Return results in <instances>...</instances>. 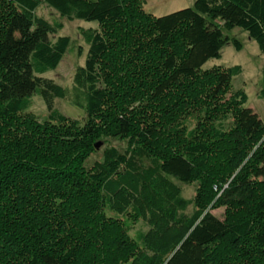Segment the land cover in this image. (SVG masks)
Listing matches in <instances>:
<instances>
[{"label": "trees", "instance_id": "obj_1", "mask_svg": "<svg viewBox=\"0 0 264 264\" xmlns=\"http://www.w3.org/2000/svg\"><path fill=\"white\" fill-rule=\"evenodd\" d=\"M42 4L69 20L98 23L97 27H79L88 49L84 65L74 75V100L81 104L79 98L84 95L86 121L71 119L57 109L45 118L26 111L38 91L37 75L55 69L70 43L67 35L49 37L48 25L33 14ZM125 6L122 0H0V264H75L84 249L91 252L84 264H108L100 253L113 249L123 253L135 246L122 233L108 244L90 237L91 230L89 237L85 233L86 226L93 228L97 223L93 211L99 204V184L128 164V155L114 146L105 149L102 160L88 161L97 149L98 118L107 120L105 101L113 96L107 87L96 86L106 82L102 59L110 50L103 27L118 23ZM151 23L150 43L160 50L164 71L155 96L171 89L187 96L203 90L210 103L222 100L233 119L212 129L213 142L233 141L238 154L250 146L253 174L264 177V121L246 106V92L231 86L241 66L203 70L208 60L220 57L225 44L242 47L223 28L245 30L264 53V0H195L192 6L154 16ZM227 90L228 96L220 99ZM182 102L187 104L185 98ZM117 133L133 146L157 139L162 131L151 122L134 128L127 116H120ZM190 136L191 142L160 158L157 166L162 174L180 182L192 180L195 164L208 153L209 143L194 130ZM254 186L241 178L230 190L231 196L240 195L233 203L236 208L246 206L250 198L251 213L244 217L221 219L207 210L194 216L186 231H178L170 241L147 237L151 251L167 249V256L157 264H217L221 243L235 254L264 259V229L255 225L264 218V192L256 194ZM141 196L146 207H157L150 204L147 184L142 185ZM156 222L158 235L163 227L160 219ZM161 245L164 249L157 248Z\"/></svg>", "mask_w": 264, "mask_h": 264}, {"label": "rangeland", "instance_id": "obj_2", "mask_svg": "<svg viewBox=\"0 0 264 264\" xmlns=\"http://www.w3.org/2000/svg\"><path fill=\"white\" fill-rule=\"evenodd\" d=\"M122 1L126 9L120 21L103 27L107 31L110 50L102 59L106 82H99L96 86L107 87L113 96L105 101L107 120L98 118L99 138L96 141L101 145L88 161L102 160L105 149L114 146L128 155V164L122 166L118 173L106 176L99 184V204L93 211L97 223L93 228L86 226L85 233L89 237L91 230L90 237H99L100 241L104 239L107 244L111 237L122 233L135 243L134 247L124 250V254L114 249L109 254L100 253V258L110 262L108 264H157L167 256V249L161 245L157 248L164 250L151 251L147 237L152 239L158 236L170 241L178 231H186L194 216L207 210L228 220L248 215L252 207L248 204L250 198L246 206L236 208L233 203L241 198L238 194L231 196L230 190L238 184L239 179L246 178L254 183L256 194L262 193L264 177L253 174L255 163L250 158V146L238 154L233 141L225 139L213 142L212 129L219 123L228 125L233 119L231 110L223 106L222 100L210 103L203 96V90L195 96H187L176 89L155 96L157 83L164 71L160 67V50L150 43L154 33L151 20L156 15L192 6L195 0ZM33 14L37 20L48 25L50 38L67 35L70 43L55 69L37 75L38 91L32 95L26 111L45 118L52 109H57L71 119L86 121L84 95L79 98L81 104L74 100V75L84 65L88 49L79 27H97L98 23L69 20L46 4L39 6ZM223 33L238 39L242 47L236 49L231 42L225 44L220 57L208 60L203 70L240 65L241 73L232 78L231 86L246 92V106L251 107L264 121V97L261 96L264 88V53L239 27L223 28ZM164 49L169 51V47ZM228 94L229 90L220 99ZM184 98L187 104H183ZM120 116H127L134 128L151 122L162 133L144 145H128L127 138L118 137L117 121ZM176 127L177 132L171 133L170 130ZM190 130L209 143V151L197 160L192 180L180 182L162 174L157 165L162 156L178 151L193 140ZM232 155L237 156L234 159ZM143 184H147L148 193L152 195L150 204L157 205L154 210L146 207L148 203L143 196L140 197ZM227 191L228 195H224ZM153 199L155 204L152 203ZM159 219L163 229L157 235L156 221ZM255 225L264 229V218L255 221ZM87 250L78 253L75 264H84L85 260H89L91 252ZM217 250V264H264V259L235 254L222 243Z\"/></svg>", "mask_w": 264, "mask_h": 264}, {"label": "water", "instance_id": "obj_3", "mask_svg": "<svg viewBox=\"0 0 264 264\" xmlns=\"http://www.w3.org/2000/svg\"><path fill=\"white\" fill-rule=\"evenodd\" d=\"M100 145H101V142H98V143L96 144V147L98 148Z\"/></svg>", "mask_w": 264, "mask_h": 264}]
</instances>
